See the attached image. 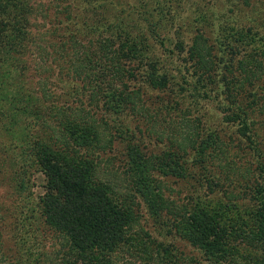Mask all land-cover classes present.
Here are the masks:
<instances>
[{"label":"trees","instance_id":"1","mask_svg":"<svg viewBox=\"0 0 264 264\" xmlns=\"http://www.w3.org/2000/svg\"><path fill=\"white\" fill-rule=\"evenodd\" d=\"M103 2L98 0V6ZM141 6L132 7L142 15L141 21L133 20L144 28L136 26L131 31L129 26L135 27V23L122 17L130 11L119 6L104 25L113 30L112 34L84 42L68 32L66 38L58 40L59 56L66 62L57 65L58 72L65 69L63 74L79 81L77 89L86 90V102L60 100L51 90L46 91V80L41 77L33 82L31 92L14 91L13 112L17 118L24 117L20 126L25 131L27 149L20 152L21 160L35 165L44 180L37 220L34 218L41 227L26 241L16 243L13 259L7 257L0 233V264H264V173L260 180L238 170L230 177L227 172L221 175V168L207 175L198 163H215L213 155H206L197 144L202 139L196 143L182 135L186 128L190 133L185 100L192 98L195 103L208 98L206 85L216 83L212 78V44L197 30L185 48L178 41L168 48L169 57L177 47L178 54H184L196 81L189 85L182 76L171 85L164 72L158 73L163 60L158 59L148 39L157 38L161 27L151 11ZM42 7L38 0H0V56L18 64L21 53L44 51V32L36 23L47 16ZM66 14L70 18L69 9ZM32 61L33 67L40 66ZM236 65V74L228 78L222 75L224 98L230 107H236L221 116L236 123L241 117L243 126H247L255 103L251 101L247 108L238 95L260 81L264 73L257 72L258 61L245 55L236 60ZM141 83L156 91H169L171 99H159L154 110L149 109L148 103L144 106L139 101ZM258 98L262 111L264 96ZM16 101L20 103L16 105ZM141 109L148 116L145 128L155 138L183 140H176L174 150L168 151L164 160L157 161L156 155L141 150L145 147L140 143L142 130L129 124L127 117ZM172 111L177 128L168 135L154 133L149 125L155 117ZM255 135L251 133L252 138ZM195 143L199 149L194 151L191 165L203 170L202 183L196 180L198 187L209 193L224 189V202L214 207L197 195L178 200L171 196L166 182L169 177L184 180L187 176L183 156ZM262 147L260 138L255 139L256 152L261 154ZM116 148L124 163L120 167L106 165L116 158V154H110ZM105 173L120 177V181L110 180ZM224 179H228L227 185L237 184V191L221 188L218 183ZM141 208L153 219L165 220L159 223L162 226L152 232L147 229L141 221ZM46 238L49 241L42 247ZM34 244L39 250L32 248Z\"/></svg>","mask_w":264,"mask_h":264},{"label":"rangeland","instance_id":"2","mask_svg":"<svg viewBox=\"0 0 264 264\" xmlns=\"http://www.w3.org/2000/svg\"><path fill=\"white\" fill-rule=\"evenodd\" d=\"M38 1L43 5L42 8H46L47 13L45 19L36 21L39 30L44 32V42L41 46L44 51L40 53L37 51L23 52L19 56L18 64H15V61L10 58L0 56V233L3 249L9 259L14 258L15 248H18L17 244L21 239L26 241L28 235L41 227H38L34 218L37 220L38 199L42 194L44 183L43 176L35 168V165H29L27 160H21L23 154L20 152L27 149L24 142L25 131L20 126L24 117L21 115L20 118H17L13 112L14 91L17 90V93L31 92L29 90L31 85L41 77L46 80V91H52L60 100L67 99L75 102L79 99L83 103L86 102V90L77 89L79 81L70 79L69 74H63L65 69L61 70V73L58 72L57 65H66V62L63 61L65 59L59 56L62 52L57 46L58 40L66 38L68 32L84 42L99 35L112 34L113 30L104 25L112 20L118 11L116 8L119 6L130 11L128 16L122 17L135 23L133 19L141 21L142 15L134 11L135 9L132 7L139 9L141 4L145 3L146 6H141L144 7L142 9L147 8L153 14L154 19L158 20L161 28L157 38L148 36V39L151 46L156 48L158 59L163 60L158 73L164 72L171 85H175L182 76V80L189 85L193 86L196 81L189 62H186V57L184 54H178V47L175 46L177 47L176 51L171 57H169L167 49L174 47L176 41L182 43L181 45L185 48L197 30L207 38L213 47L215 76L212 78L216 83L206 85L205 89L209 87L208 98L198 99L195 103L192 98L185 100L184 106L187 104V114L190 118V133L186 128L182 130V135L189 136L188 139H195L196 143L202 139L199 141L201 144H197L206 151V155H213L212 160L215 163H210L211 165L198 163L199 167L204 168L207 175L216 172L219 168H221L219 171H222L221 175L227 172L229 177L231 174L237 173V170L248 177L251 173L258 179L263 175L264 148L262 147L261 154L256 152L254 141L260 138L264 143V119H262L264 108L262 111L259 108L263 104L258 98L264 96V76L252 87H247V84L244 83L247 88L238 95L239 98H242L241 104L247 108L251 107V101L255 103V109H252L249 114L251 119L249 118L250 122L247 126H243L241 117L240 121L236 123L235 121H225L221 115L226 114V110L231 111L236 107L233 104L230 107L224 98L222 75L228 78V76L236 74L235 70H238V67L235 66V63L241 55L258 61L259 70L257 72L264 73V0H247L246 2L243 0H104L100 6H98V0ZM112 1L114 4H111ZM67 9L70 10V18H67ZM130 21L129 23H131ZM100 23L106 24L99 27ZM136 26L139 25L136 23L135 27L130 25L129 29L136 30ZM30 31L33 29L30 28ZM151 46L150 48H152ZM32 59L40 66L37 64V68L33 67ZM249 65L251 66L250 62ZM14 66L16 67L13 68ZM22 66L26 67L22 68ZM36 71L39 74H36ZM15 85L22 87V90L19 91ZM138 87L140 103L144 106L148 103L151 110H154L155 102L159 99H163V101L171 99L169 91H156L142 83ZM36 91L38 95L40 92L38 89ZM235 92H232L233 95ZM19 103L16 101V105ZM258 112L261 113L258 114ZM195 115L197 119L194 120ZM172 116L173 111L170 112V115L162 112L160 116L155 117V121L149 127H153L154 133L159 135L167 133L166 135H168L173 127L177 128L175 118ZM147 117L141 109L127 118L131 127L138 126L142 130L140 135L142 142L140 143L145 147L141 150L156 155L157 161L164 160L168 156V151L174 150V143L183 140L173 136H169L170 139L155 138L154 134L145 128L148 125ZM168 118H170L169 123H166ZM252 132H255L257 138H252ZM205 135L206 139L203 140ZM196 143L194 148L188 150L183 156L182 165L186 167V173H188L184 180L169 177L166 182L169 185L171 196L178 200H185L190 195H197L203 203L214 207L224 202L225 199L222 197L224 189L209 193L207 190L203 192L198 187L196 180L198 179L202 183L200 173H203V170H200L198 166L191 165L195 161L193 153L199 149ZM183 145L187 146L188 144L183 143ZM119 151L117 148L115 151L112 150L110 154L113 153L117 156L112 161L109 160L106 165L109 166L110 163L111 166L120 167L124 163V160L120 159ZM230 166L233 168L230 169ZM105 176L117 183L120 181V177L111 174L107 176V173ZM228 182V179H224L218 184H222L221 188L226 187L225 189L233 192L237 191V184L233 187L225 184ZM200 191L202 193L199 194ZM237 202L239 203L240 200ZM139 212L142 216L141 221H144V226L151 232L152 229H159L157 226H162L159 223L165 221L159 218L153 219L143 208ZM48 241L49 238H46L42 247ZM32 248L39 250V246L35 244Z\"/></svg>","mask_w":264,"mask_h":264}]
</instances>
